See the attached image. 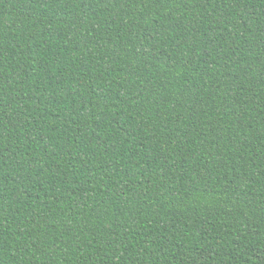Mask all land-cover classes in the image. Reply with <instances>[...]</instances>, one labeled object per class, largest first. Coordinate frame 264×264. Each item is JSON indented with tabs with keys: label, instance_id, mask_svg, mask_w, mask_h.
Returning <instances> with one entry per match:
<instances>
[{
	"label": "trees",
	"instance_id": "trees-1",
	"mask_svg": "<svg viewBox=\"0 0 264 264\" xmlns=\"http://www.w3.org/2000/svg\"><path fill=\"white\" fill-rule=\"evenodd\" d=\"M0 264H264V0H0Z\"/></svg>",
	"mask_w": 264,
	"mask_h": 264
}]
</instances>
